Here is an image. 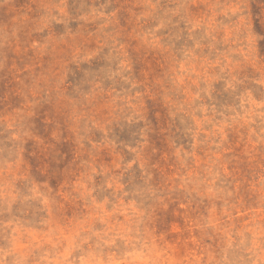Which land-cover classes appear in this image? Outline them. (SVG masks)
Masks as SVG:
<instances>
[{"label":"rangeland","instance_id":"rangeland-1","mask_svg":"<svg viewBox=\"0 0 264 264\" xmlns=\"http://www.w3.org/2000/svg\"><path fill=\"white\" fill-rule=\"evenodd\" d=\"M0 264H264V0H0Z\"/></svg>","mask_w":264,"mask_h":264}]
</instances>
